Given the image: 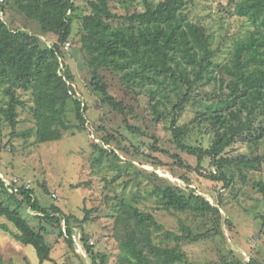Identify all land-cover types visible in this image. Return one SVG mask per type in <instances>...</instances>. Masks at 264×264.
I'll return each instance as SVG.
<instances>
[{
  "label": "trees",
  "instance_id": "16d2710c",
  "mask_svg": "<svg viewBox=\"0 0 264 264\" xmlns=\"http://www.w3.org/2000/svg\"><path fill=\"white\" fill-rule=\"evenodd\" d=\"M139 3L144 9L139 8ZM186 3L187 0H88L87 12L76 17L75 0H5L0 4L6 14L7 5L11 4L37 20L42 31L34 35L0 17V124L6 122L13 129V137L34 135L36 142L44 143L58 141L70 130L87 129L88 106L77 95L72 84L75 75L64 60L65 44L72 40L73 24L79 19L77 41L91 73V88L101 94V102L123 117L121 129L130 133L128 136L116 129V135L109 134L100 123L97 129L105 135L104 142L116 140V147L126 155L141 161L147 157L146 161L157 166H178L185 171L181 176L185 185L155 171L141 167L137 171V175L151 182L145 191L154 197L159 209L185 216L179 217L178 232L165 230L153 211L139 206L147 199L139 190L131 197L122 193L110 197L116 200L114 237L120 250L118 264H187L184 244L225 238L223 223L231 228L232 221L224 217L218 206L221 195L218 205L213 204L192 186L190 173L229 186L236 180L231 173L233 168L239 169L246 181L247 171L259 169L264 161V156L256 152L264 138V0H236V11L246 16L253 28L234 41L223 61L217 60L218 49L207 28L182 13ZM43 34H54L57 41L49 45ZM111 79L117 81L113 87L123 93L122 98L111 93ZM22 93L32 97L33 132H15L20 109L28 106ZM70 105L78 123L68 117ZM139 107L149 111L154 125H167L175 152L130 122V116L139 119L135 110ZM188 109L194 114L182 123ZM138 138L149 146L148 153L140 151L139 140L134 143ZM240 143L247 144L249 152L232 155V149ZM94 146L99 151L95 163L104 156L116 158L111 164V168H116L112 181L120 184L134 163L127 160L120 165L115 148L109 150L101 143ZM156 153L169 155L172 162ZM180 153L197 157V164L186 161ZM10 178L19 180L12 183V190L0 177V217L13 224L15 231L6 222H0V228L22 244L34 246L41 263L53 261L48 225L58 230L75 251L73 222L77 218L64 213L56 203L44 205L36 196L32 180L27 186L29 179ZM132 181L139 188L145 185L137 177L122 184ZM252 185L264 201V180H255ZM41 186L51 195L45 183ZM25 208L36 212L38 227L24 215ZM261 218L264 232V214ZM87 220L88 217L84 221ZM158 233H163L164 242L158 241ZM82 240L91 264L108 263L109 256L95 249V243L90 245L86 235ZM222 255L223 264L240 262ZM81 259V264H87Z\"/></svg>",
  "mask_w": 264,
  "mask_h": 264
},
{
  "label": "rangeland",
  "instance_id": "374dc122",
  "mask_svg": "<svg viewBox=\"0 0 264 264\" xmlns=\"http://www.w3.org/2000/svg\"><path fill=\"white\" fill-rule=\"evenodd\" d=\"M87 1L75 0L74 17L87 12ZM153 1L157 3L160 0ZM235 4L236 0H187L185 8L182 10L186 17L203 24L212 34L213 46L218 49L217 60L220 61L227 58L234 41L253 28L247 17L236 11ZM139 8L144 9L143 4L139 3ZM7 9L8 13L6 14L0 8V17L9 25L24 27L34 35L42 33L37 20L28 18L11 4L7 5ZM73 27L74 35L69 42V48L66 49L64 60L75 75L73 85L77 95L88 106L86 111L87 129L84 131L70 130L58 141L38 143L34 135L13 137V129L6 122L0 124V172L7 177V181L11 176L32 180L31 185L36 191V196L43 201L44 205L56 203L64 213L72 214L77 218L73 222L74 235L77 238V241L75 240L76 250L73 251L68 246L64 238L59 236L58 230L48 225L50 233L47 235V240L52 246L53 261L41 263L34 246L22 244L13 237L12 233L0 228V264H65L68 262L81 264V257L87 264H91V258L87 250L83 248L82 236L84 235L88 237L89 242L95 243V249L109 256L107 264H118L117 258L120 250L116 237H114L116 200L110 199V197L115 198L117 193L131 197L135 191L139 190L147 198L141 201L139 206L153 211L158 221L164 225L165 230L180 231L179 217H185L183 214L159 209L154 197H150L145 191V186H150L151 182L144 179L142 175H137L138 167H141L144 170L155 171L174 183L185 185L181 178L185 173L183 169L178 166H157L146 161L147 157L142 158L141 161V159L126 155L117 148L116 140L110 144L104 142L103 136L105 135L97 129V125L100 123L104 124L109 134L115 133L116 135V129H120L119 132L128 136L130 133L121 129L124 125L123 117L108 104L101 102V94L99 95L91 88V73L83 59L81 45L77 41L79 19H75ZM42 37L50 45L57 41V36L54 34H43ZM110 83L111 93L122 98L123 93L113 87L117 81L111 79ZM22 96L27 100L28 106L27 109H20L16 133L32 131L34 128L30 109L32 97L24 93ZM126 100L130 99L126 98ZM141 108L135 109L136 115L140 114L139 119L130 116V122L139 125L150 135H155L159 138V143L175 152L173 142L169 141L170 133L165 128L167 125H154L153 117L149 111L140 110ZM193 114L192 109H188L181 122L188 121ZM68 117L74 124L78 123L74 112L71 111V105ZM122 137L123 135L120 139ZM143 138L133 141L136 144L139 141L141 143ZM94 143H101L104 148L109 150L115 148L120 157V161L117 160L120 165L125 164L127 160L134 163L129 175L125 174V171L123 172L120 184L112 181L116 176V168H111V164L116 162V158L104 156L100 163H95L99 151L95 148ZM141 145L140 151L148 153L149 146L142 143ZM248 152L247 144L240 143L234 146L231 154ZM256 152L264 156V138ZM180 154L186 161L193 165L197 164V157L186 153ZM156 155L166 162H172L169 155L163 153H156ZM204 164L207 166V162ZM232 172H234L236 180L229 186H225L224 182L190 173L192 186L213 204L218 205L221 195L222 200L218 206L224 217L230 218L232 227L223 223L225 238L215 237L184 244L182 248L187 254V264H223V253L229 261L240 260V262L233 261L231 264H249L250 261H254L255 264H264V232L261 231L264 201L261 194L252 185L255 180H264V161L259 169L247 171L246 181L241 176L239 169L233 168ZM135 177L142 180L143 183L145 182V185L139 188L136 181L129 182L127 185L122 184L124 180ZM43 183L47 185L51 195L45 193L41 186ZM55 194L59 199L54 197ZM2 196L0 188V198ZM23 213L35 227H38L39 220L35 217V211L25 208ZM87 217L88 220L84 221ZM0 222L8 223L15 231L13 224L4 217H0ZM158 235L160 237L158 241L164 242L161 240L163 233H158ZM231 249L235 253L234 255Z\"/></svg>",
  "mask_w": 264,
  "mask_h": 264
},
{
  "label": "built area",
  "instance_id": "2783aa9c",
  "mask_svg": "<svg viewBox=\"0 0 264 264\" xmlns=\"http://www.w3.org/2000/svg\"><path fill=\"white\" fill-rule=\"evenodd\" d=\"M5 2V0H0V4H2V3H4ZM50 45V44H49ZM69 45H70V43L69 42H67L66 44H65V48L67 49V48H69ZM67 82L68 83H70V81L69 80H67ZM73 84V83H72ZM74 86V85H73ZM0 177L4 180V182L6 183V185L7 186H9V188H10V190H12V183L13 182H19V180L17 179V178H13V179H11L10 178V180L9 181H7L8 179H7V177L5 176V175H3L2 174V172H0ZM7 179V180H6ZM31 183V180L29 179V180H27V186H29V184ZM17 186H16V190H17ZM54 197L55 198H57V194H55L54 195ZM74 238H75V240L77 241V238L75 237V235H74ZM94 244V242L93 241H91L90 242V245H93ZM84 248V247H83ZM85 249V248H84Z\"/></svg>",
  "mask_w": 264,
  "mask_h": 264
}]
</instances>
